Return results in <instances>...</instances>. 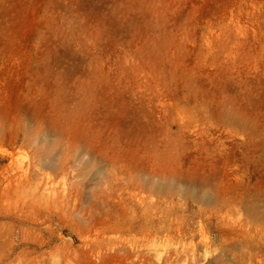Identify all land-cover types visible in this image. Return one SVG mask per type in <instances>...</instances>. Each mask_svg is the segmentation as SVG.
<instances>
[{
    "label": "rangeland",
    "instance_id": "rangeland-1",
    "mask_svg": "<svg viewBox=\"0 0 264 264\" xmlns=\"http://www.w3.org/2000/svg\"><path fill=\"white\" fill-rule=\"evenodd\" d=\"M0 264H264V0H0Z\"/></svg>",
    "mask_w": 264,
    "mask_h": 264
},
{
    "label": "bare ground",
    "instance_id": "bare-ground-1",
    "mask_svg": "<svg viewBox=\"0 0 264 264\" xmlns=\"http://www.w3.org/2000/svg\"><path fill=\"white\" fill-rule=\"evenodd\" d=\"M117 157V156H116ZM112 159V158H111ZM114 159V158H113ZM53 160V159H52ZM44 161V157L42 156L40 159H39V162L40 163H42ZM116 163V162H115ZM113 164V163H112ZM43 165H45L44 163H43ZM47 165V164H46ZM45 165V166H46ZM54 165V164H53ZM47 166H50V164L49 165H47ZM45 168H47V167H45ZM51 168V167H50ZM152 168V167H151ZM141 180V179H140ZM137 183V182H136ZM139 183H140V181H139ZM127 187H128V185H127ZM138 187V186H137Z\"/></svg>",
    "mask_w": 264,
    "mask_h": 264
}]
</instances>
